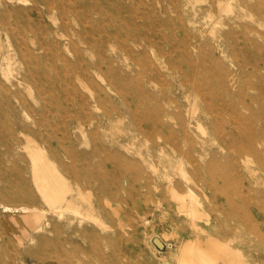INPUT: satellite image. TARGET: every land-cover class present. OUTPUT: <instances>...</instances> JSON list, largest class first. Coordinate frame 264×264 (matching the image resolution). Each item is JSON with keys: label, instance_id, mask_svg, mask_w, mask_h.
<instances>
[{"label": "rangeland", "instance_id": "374dc122", "mask_svg": "<svg viewBox=\"0 0 264 264\" xmlns=\"http://www.w3.org/2000/svg\"><path fill=\"white\" fill-rule=\"evenodd\" d=\"M242 1L0 0V264H87L57 221L131 264H180L210 235L264 264V0ZM55 175L105 227L58 218Z\"/></svg>", "mask_w": 264, "mask_h": 264}, {"label": "bare ground", "instance_id": "6f19581e", "mask_svg": "<svg viewBox=\"0 0 264 264\" xmlns=\"http://www.w3.org/2000/svg\"><path fill=\"white\" fill-rule=\"evenodd\" d=\"M246 2H247L246 0L242 1V5H243L242 8H244V5ZM259 17L261 19H264V12H262ZM261 25L263 26V24ZM202 129H203L204 136L206 135L208 136L209 133H213L212 127L206 128V126L205 127L202 126ZM140 131L144 133L142 129H140ZM158 136H159V139L162 140L163 142L164 141L163 135H158ZM251 148L255 150L256 147H254V145H251ZM95 154H96L95 150L91 151V157L94 156ZM181 160L182 159H180V161ZM39 162H42V161H39ZM181 164H182V161H181ZM41 168H42L41 172H43L44 171L43 166H41ZM58 173L60 174V172ZM93 176L97 177V175H93ZM54 177H56L55 179L59 178V176L57 175H55ZM55 179L54 178L52 179L53 186L50 188V193L52 194V197H53V200H52L54 204L53 210L54 212L58 213V218L63 219L64 211H68L80 217L81 220L87 218L93 221L95 224L101 226L102 228L106 226L102 220V215H101L102 209L97 204L96 199L92 200V199H89V197H86L88 207H87V213H84L82 211L84 207H82V205L76 201V194H78L79 196L85 197L83 194L82 188L78 184L76 186H72V184H70L67 181L65 182L61 178H59L58 182H56ZM99 190L100 192L106 191L104 186L100 187ZM179 198L181 199L182 208H185L186 207L185 199L183 198V196H179ZM24 210L25 212H23V214L31 213V210L30 211H28V209L27 210L24 209ZM188 211H189V214L193 216L199 217L202 215V212L199 210L197 206V199L194 196H192V200L189 204ZM114 212L118 214L117 209H114ZM57 222L58 223H54L52 227L55 230L54 231L55 232L54 243L56 244L57 242L61 246H63L62 244L68 243L70 251L75 252L79 250L86 256H89L90 258L87 264H93L92 259L99 260L102 262V264H131V261H130L131 256L126 255L123 252L124 249L122 248L123 245L121 241H117V240H116L117 242L115 240L112 241L111 239L112 234L106 233L104 230L98 231L95 228V226L78 228L75 226H72V227L67 226L65 225L64 221H57ZM31 223H33V221H31ZM47 223H50V221H48ZM28 230H30L29 227H28ZM78 237H81L82 239H87L88 240V241L86 240L87 244L86 245L81 244V241L78 239ZM54 254L57 257L61 256V253L57 250L54 252ZM179 256H180V260H179L180 264L181 263L182 264H249L247 261H245L242 258L241 253L237 249L232 248L228 242L220 240L211 235L207 237L205 243H202L201 240L199 239H190V238L186 239L184 242V245L181 248V254Z\"/></svg>", "mask_w": 264, "mask_h": 264}]
</instances>
